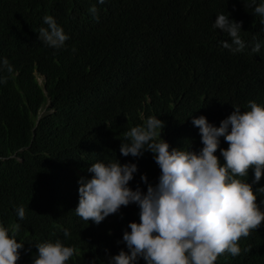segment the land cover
Returning a JSON list of instances; mask_svg holds the SVG:
<instances>
[{"label": "clouds", "instance_id": "9594fccd", "mask_svg": "<svg viewBox=\"0 0 264 264\" xmlns=\"http://www.w3.org/2000/svg\"><path fill=\"white\" fill-rule=\"evenodd\" d=\"M15 1L0 4V17L12 13L17 23ZM111 1L78 0L65 21H102ZM166 1L180 20V38L157 45L121 30L106 47L95 91L109 87L125 102L90 115L82 92L75 93L87 138L78 142L67 181L55 187L73 226L31 249L17 238L19 224L0 223V264H246L238 259L247 251L243 241L258 233L264 244V44L238 14L239 5L253 8L262 20L252 26L264 35V0H243L227 7L229 14L216 8L209 19L212 0ZM44 16L38 38L49 62L25 42L0 48V104L9 111L6 120L0 108V125L25 120L34 131L55 112L53 97L68 101L70 90H80L69 88L79 57L55 53L67 43L85 54L102 44L66 34L51 11ZM211 34L238 72L204 58L215 55ZM16 211L23 220L24 207Z\"/></svg>", "mask_w": 264, "mask_h": 264}, {"label": "trees", "instance_id": "16d2710c", "mask_svg": "<svg viewBox=\"0 0 264 264\" xmlns=\"http://www.w3.org/2000/svg\"><path fill=\"white\" fill-rule=\"evenodd\" d=\"M4 1L0 0V4ZM77 1L16 0L14 9L17 11V23L13 22L12 13L5 11L0 17V48L8 49L24 42L38 46V55L42 63L50 61L44 57L38 38L40 28L47 27L43 23L47 11L55 13L58 18L57 23L63 27L66 34L69 30L72 35L89 38L92 43L102 42L98 49H89L88 54H85L76 42L67 43L64 49L55 53L58 58L71 54L79 57L78 67L73 70L75 75L70 77L69 88L72 85L80 90H70L68 101L53 97L51 103L55 112L46 121L41 122L34 131L27 129L28 123L25 120L18 122L13 120L12 125H0V157L7 155V159H0V223L4 226L19 224L17 238L28 244L31 249L39 243L55 242L64 238V227L69 228L74 224L59 201L62 199L55 191V187L57 183L61 186L67 181L69 165L74 164L72 159L80 150L78 142L87 138L84 113L76 103L75 93L82 92L90 115L102 114L115 104L125 102L109 87L95 91L93 83V81L98 82L105 74L106 47L116 45L117 37L113 34L121 30H126L127 33L139 31L143 37L157 45L168 43L170 38H180L182 34L180 20L173 18L170 4L166 0H112L111 5L108 6L110 15L101 19L102 21L84 25H80L77 21H69L67 24L65 19ZM240 3L244 4L243 0H212L208 19L216 8L218 13L229 14L231 10L227 7ZM253 12V8L246 9L245 6L239 5V17L246 22L245 26L253 30L259 42L264 44V35L261 32L256 33L252 26V23H256L255 20L261 21L262 17L254 15ZM111 21H114L115 30L107 34L105 28ZM85 22H88L87 18ZM213 37V34L209 35L208 42L209 48L212 52L215 51V55L204 58L226 63L238 72L235 57L217 52L215 49L218 43L212 42ZM81 40L86 43L84 39ZM262 49L264 52V46ZM53 51L55 52L56 49ZM46 52L48 55L52 54L47 49ZM171 91L174 92V89ZM29 94L30 92H26L27 96ZM120 96H124V93L121 92ZM19 100L21 98L18 93L10 96V101L15 104ZM0 108L7 120L9 111L6 105L0 104ZM18 109L20 116L25 115L26 108ZM17 123H20L18 127L15 126ZM6 133L10 135L9 139H4ZM14 153L22 157V161L10 157ZM21 206L25 209L23 220L17 217L16 211ZM262 240L263 236L258 233L244 240L243 248L247 251H244L238 259L246 264H264L261 262L264 260Z\"/></svg>", "mask_w": 264, "mask_h": 264}]
</instances>
